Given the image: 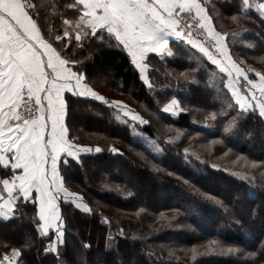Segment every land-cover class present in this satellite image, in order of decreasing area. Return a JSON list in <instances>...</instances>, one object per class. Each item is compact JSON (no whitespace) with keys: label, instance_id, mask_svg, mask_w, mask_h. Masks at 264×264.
Returning a JSON list of instances; mask_svg holds the SVG:
<instances>
[{"label":"trees","instance_id":"16d2710c","mask_svg":"<svg viewBox=\"0 0 264 264\" xmlns=\"http://www.w3.org/2000/svg\"><path fill=\"white\" fill-rule=\"evenodd\" d=\"M34 2L59 4L58 15L52 14L51 7H42L38 20L42 34L53 43L54 34L62 29V18L76 14L66 7L74 0ZM206 4L211 6L214 20L223 17L232 23L234 31L246 32L240 42L232 44L234 52L255 61L264 71L262 17L252 8L241 14L240 0H208ZM233 15L238 19L233 20ZM57 42L60 48L61 42ZM169 46L170 57H149L152 63H148L147 76L156 88L153 93L125 51L93 44L79 56L86 64L88 83L99 80L113 92H130L135 103L153 111L176 98L185 111L176 118L161 114L169 116L166 126L174 128L167 142L155 141L150 126H143L140 133L145 136L137 137L114 121L112 108L68 94L66 123L70 135L77 138V143L103 149L98 155L82 156L80 164L70 158L69 166L61 169L65 186L80 194L91 211L60 203L66 243L59 246L58 255L45 253L49 239L36 231L29 203L20 208L18 218L0 221V255L7 246L9 252L12 247L22 249L20 264H253L247 255L226 252L238 248L245 253L257 252L256 260L264 264V118L257 111L238 116L237 106L235 110L227 107L235 103L225 87V74L219 73L196 48L177 40L170 41ZM224 111L237 119L232 135L223 133L229 119L222 115ZM212 112L221 115L212 120ZM148 141L152 143L146 145ZM212 141L215 143L209 147ZM110 146L120 152L113 154ZM241 155L261 168L262 174L251 172L255 181L240 179L232 171L209 164L213 160L224 164ZM210 179L221 180L226 195L218 184L207 185ZM171 188V194L163 196L165 205H157L162 192ZM195 219H199L200 229ZM50 238L55 240V234ZM84 244L90 247L84 248ZM193 248L199 253L195 260L183 257Z\"/></svg>","mask_w":264,"mask_h":264},{"label":"snow or ice","instance_id":"6c2138e0","mask_svg":"<svg viewBox=\"0 0 264 264\" xmlns=\"http://www.w3.org/2000/svg\"><path fill=\"white\" fill-rule=\"evenodd\" d=\"M206 3L200 0H74L66 7L76 14L73 18H62V29L55 33V40L62 45L58 48L44 37L38 23L42 7H51L53 15L59 14L58 2L41 5L34 0H0V219L18 218L20 208L30 203L36 231L49 239L50 247L44 249L45 253L59 255V246L65 245V221L57 201L62 198L73 203L78 194L65 187L61 169L69 166L68 158L80 164L83 155L103 150L77 143V138L70 135L66 123L70 107L65 93L91 98L109 107L123 104L109 102L88 83L86 64L79 56L93 44H107L126 51L141 80L152 88L154 85L146 75L149 54L171 56L170 38L186 40L212 65H219L229 78L225 87L235 99V105L229 104L228 108L235 110L238 105V116L258 109L259 116L264 117V72H255L259 79H251L248 72L252 70L240 67L233 60L226 40L228 33L215 29ZM253 7L264 16V3L254 5L250 0H240L241 14ZM232 19L238 17L233 15ZM189 21H195L213 43L193 38L191 31L186 33L191 28ZM241 78L245 83H238ZM176 109L183 111L180 101L174 98L163 111ZM121 110L124 116L131 113L130 109ZM218 115L221 113L212 112L211 119L216 120ZM222 115L229 117L227 111ZM130 118L148 124L137 113H131ZM236 128V117H229L223 133L232 135ZM110 151L116 154L120 149L110 146ZM184 151L187 159L188 150ZM251 167L257 165L253 163ZM240 179L255 181L256 177L246 173ZM84 208L91 211L87 205ZM50 229H55V240L49 236ZM226 252L247 255L253 264H261L256 260L257 252L245 253L238 248H228ZM197 255L193 248L192 259ZM21 257V248L12 247L9 252L5 246L0 264H20Z\"/></svg>","mask_w":264,"mask_h":264},{"label":"rangeland","instance_id":"374dc122","mask_svg":"<svg viewBox=\"0 0 264 264\" xmlns=\"http://www.w3.org/2000/svg\"><path fill=\"white\" fill-rule=\"evenodd\" d=\"M260 1L261 0H250V2L253 3L254 5L261 3ZM206 6L208 8L209 15L212 17L213 25H214L215 29L217 31L221 32V33H228V36L226 37V40H227V43H228L229 50H230V52L232 54L233 60H235L236 63L239 64L240 67H242V68H244L246 70L247 69H251L252 71H249L248 72L249 78L258 80L259 78L255 75V72H264V71L261 70L262 67H260L256 63H254L255 61H251L252 62L251 63L250 61L247 60V58L238 56V54H236V52H234V48L232 46V44H235V41L238 40L240 42L241 39H239V38L244 33H246V32L244 30L242 31V29H238L237 31H234L233 30L234 27H232V23L231 22H228L227 20L225 21V19L223 17L221 18V20L218 19V18L214 20L213 16L210 14V8H211V6L208 5V4H206ZM252 9H254V11L257 12L258 15L261 16L262 19L264 20V16L261 15V13L256 9V7H253ZM55 42H57V40H55ZM55 42H53V45L55 47H58L57 46L58 42L57 43H55ZM252 46L253 45L248 46V47L251 48ZM149 57L150 56H148V59H147L146 62L147 63H152L151 62V59H149ZM167 57H170V56H167ZM167 57H164V58H161V59H166ZM213 66L216 67V69H217V71L219 73L221 72V73L225 74L224 72H222L221 67L219 65H213ZM148 70H149V68H148ZM148 70H147V72H148ZM136 71L139 73V71L137 69H136ZM147 72H146V75H147ZM97 73L98 74H101V71L99 70V72H97ZM139 75L141 76L140 73H139ZM170 75H171L170 73L167 74V76L171 77ZM224 79H225V85H226L228 83V80H229V78L227 77L226 74H225ZM91 81H92V79H91ZM92 82L91 83L89 82V84H90L91 87L93 86L92 85ZM238 83H245V82L241 78L240 81H238ZM93 84H96V86H97L96 90L92 87L93 90L96 91L97 93H99L100 95H103L105 97V99L108 100L109 102H112V101H121V102H123V104H121V105H112L111 107H109L108 105H105L104 104L106 107H109V108H112L113 109L112 115H113L114 121H116V123L118 125H120V126H126L128 129L132 130V133L135 134V136H137V137L138 136H140V137H144L145 136L144 134L140 133V131H141L140 129L143 126L148 125V126L151 127V130L155 134V139H154L155 141H157V139H158L159 141H162V142L165 141V142H167L169 140V138H171V133L169 131H171L172 128H174V127H172V126L167 127L166 126V123L169 122V119H168L169 116L165 118V117L161 116V114H169L171 117L176 118L180 113H182V111L179 110V109H176L175 111H170V112L163 111L164 107L166 105H168L170 103V101L172 99H174V98H170L168 100V103L165 106H163L162 108H160L159 110H154L153 111V110H149L148 108L145 109L143 107V105H141V104L135 103L132 100L131 96H130V92H125V93H120V92L116 93V92H113V91L109 90L108 85L106 83H102L99 80L94 81ZM145 86H146V84H145ZM146 88L147 89H151L150 91H152V93L153 92H156L155 86H153L152 88H149L148 86H146ZM242 91H244V90L242 89ZM229 94H230V97H231L232 101L235 103V99L232 97L230 91H229ZM67 95L68 94H66L65 96H67ZM69 95H72V94H69ZM257 95H259L258 92H257ZM73 97H75V98H81L82 99V97H78V96H73ZM100 103H102V102H100ZM125 105L127 106L126 108H124ZM183 106L184 105L181 104V102H180V107L183 109V111H185V109H184ZM236 106L239 109V106L238 105H236ZM121 109H123L124 111H127L128 109H130L131 110V113H137V114H139L145 120L148 121V124H140L139 121H132L131 118H130L131 117V113L128 116H124V113H123V111ZM223 110H225V109H223ZM249 111H252V110L250 109ZM256 111L259 114V110L257 109ZM117 116H120L121 119H117ZM124 120H127L128 123H124ZM149 123H150V125H149ZM176 132H179V131H176ZM194 139H197V137H193L192 138V140H194ZM155 141H153V142H155ZM150 143H152V142L151 141H148L146 143V145L147 144H150ZM214 143H215L214 141L209 142L208 143L209 144L208 146L209 147H212V144H214ZM193 156L198 157L199 155L194 154ZM223 157L224 156L221 154V158H223ZM68 159H70V158H68ZM199 160L205 162V160H203L201 156H199ZM248 160H249L248 158H246V157H244V156L241 155V157L238 156L237 158H234L233 161H230V162H227V163H224V164L223 163H220L219 160H213V162H211L209 164L212 167H213V165H215L217 168H220V169H223V170L225 169V170L232 171V172L236 173L237 176H241V175H244L246 173L247 174H251V172L255 173L256 170H258V173L262 174L261 173V168H258V166L255 167V168L251 167V165L253 163H251ZM255 164H257V163H255ZM213 182L216 183V184H218L219 185L218 187L221 188L220 189L221 193L223 195H226L227 191H226V188H223V185H222L223 182H221V180H215L214 179L212 181V179H210V181L207 182L206 184L207 185L208 184H213ZM65 187L69 190V192H75L72 188L70 189V187H68V186H65ZM172 191H173L172 188H171V190H169V189L168 190H164V192H162V194L157 199V205H160V206L165 205L163 203V200H162L163 199V196H164V194H169L170 195ZM60 203L73 204L74 207H77L76 205L78 204V205H80V207H77V208H80V209H83L84 211H86L85 208H84V203L82 202V196L80 194H78L77 198L75 199V202H73V203H70V202L65 201L62 198H60V201H59V209H60V212H61ZM154 206H155V204H154ZM108 213L112 214V211L111 210H108ZM198 222H199V219H197L195 223L198 226L197 228L200 229L201 224L198 223ZM201 230L203 232L205 231L204 228H201ZM51 234H55V232L49 233V236H51ZM47 246L50 247V244L47 243L46 244V247ZM213 247H214L215 251L218 250V245L215 244ZM203 248H205V250H207V246L206 245L203 246ZM224 249L225 248H223L221 251H224ZM183 257H192V249H188V251L185 252V255Z\"/></svg>","mask_w":264,"mask_h":264},{"label":"built area","instance_id":"2783aa9c","mask_svg":"<svg viewBox=\"0 0 264 264\" xmlns=\"http://www.w3.org/2000/svg\"><path fill=\"white\" fill-rule=\"evenodd\" d=\"M189 23H191V28L186 29V30H185L186 33H187L188 31H191L193 38H195V39H197V40H199V41H203V42H205L206 44H211V43H213V41L211 40V38H209L203 30H201V29H199V28L197 27L195 21H189ZM175 40H177V39L175 38ZM178 41H183V42H185L186 44H188V43L186 42V40H178ZM188 45H189V44H188ZM190 46H191V45H190ZM47 247H49V246H47Z\"/></svg>","mask_w":264,"mask_h":264},{"label":"crops","instance_id":"0c3cea01","mask_svg":"<svg viewBox=\"0 0 264 264\" xmlns=\"http://www.w3.org/2000/svg\"><path fill=\"white\" fill-rule=\"evenodd\" d=\"M208 1V0H207ZM200 2L201 3H206V0H200ZM261 3H264V0H261L260 1ZM173 40H175V37H172V38H170V41H173ZM195 49V48H194ZM197 49V48H196ZM198 50V49H197ZM199 51V50H198ZM126 52V51H125ZM203 54V53H202ZM152 55H154V54H149V56H152ZM156 55V54H155ZM168 55L167 54H165L164 56H157V57H159V58H164V57H167ZM131 60V59H130ZM66 94H71V93H65V95ZM66 97V96H65ZM63 194H61V196H62ZM64 200V199H63ZM59 201H60V198H58V201H57V203H58V206H59ZM2 219H0V221H1ZM3 221V220H2ZM53 233V232H55V229H50V231H49V233Z\"/></svg>","mask_w":264,"mask_h":264},{"label":"water","instance_id":"95a60500","mask_svg":"<svg viewBox=\"0 0 264 264\" xmlns=\"http://www.w3.org/2000/svg\"><path fill=\"white\" fill-rule=\"evenodd\" d=\"M94 155H98V153H95V152H94Z\"/></svg>","mask_w":264,"mask_h":264}]
</instances>
